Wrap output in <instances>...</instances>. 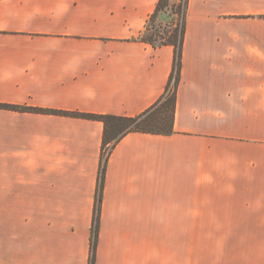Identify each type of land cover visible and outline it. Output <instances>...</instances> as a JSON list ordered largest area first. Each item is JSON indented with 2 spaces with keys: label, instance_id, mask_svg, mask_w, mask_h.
<instances>
[{
  "label": "crops",
  "instance_id": "0c3cea01",
  "mask_svg": "<svg viewBox=\"0 0 264 264\" xmlns=\"http://www.w3.org/2000/svg\"><path fill=\"white\" fill-rule=\"evenodd\" d=\"M160 0H0V105L136 117ZM100 121L0 108V264H91ZM94 264H264V0H188L170 134L108 153Z\"/></svg>",
  "mask_w": 264,
  "mask_h": 264
},
{
  "label": "trees",
  "instance_id": "16d2710c",
  "mask_svg": "<svg viewBox=\"0 0 264 264\" xmlns=\"http://www.w3.org/2000/svg\"><path fill=\"white\" fill-rule=\"evenodd\" d=\"M170 0H160L157 4L155 12L150 17L148 24L141 41L151 44L154 47L171 45L175 49V60L173 71L166 88V91L162 98L150 109L145 111L136 117H116L110 115H94V114H81V113H67L60 111L30 109L26 107L18 106H2L0 108H7L18 111H32L40 113H50L58 115H66L72 117H80L85 119H91L100 121L104 124V142H103V154L102 163L100 167V175L98 182V191L96 197V207L94 214V222L92 229V252H91V264L95 263L99 216L102 202V192L104 187L105 171L108 157L106 153H109L116 144L121 141L126 135L133 132L153 133V134H170L173 131L176 105H177V88L181 79L182 68V50L185 39V18L188 0H185V12L182 13L179 23L176 25L173 32H170L166 36H160L155 34L156 38L160 37L161 42L157 43L154 39V34L151 33V27L156 22L159 14L168 8Z\"/></svg>",
  "mask_w": 264,
  "mask_h": 264
},
{
  "label": "rangeland",
  "instance_id": "374dc122",
  "mask_svg": "<svg viewBox=\"0 0 264 264\" xmlns=\"http://www.w3.org/2000/svg\"><path fill=\"white\" fill-rule=\"evenodd\" d=\"M185 12V0H170L169 6L163 12H161L156 22L151 27V33L154 34V39L157 43L161 42L160 36H166L170 32H173L176 25L179 23L182 13Z\"/></svg>",
  "mask_w": 264,
  "mask_h": 264
},
{
  "label": "built area",
  "instance_id": "2783aa9c",
  "mask_svg": "<svg viewBox=\"0 0 264 264\" xmlns=\"http://www.w3.org/2000/svg\"><path fill=\"white\" fill-rule=\"evenodd\" d=\"M108 153H106V157H107Z\"/></svg>",
  "mask_w": 264,
  "mask_h": 264
}]
</instances>
